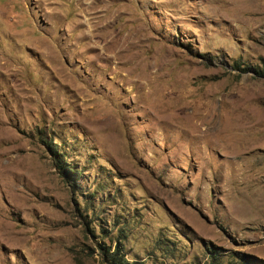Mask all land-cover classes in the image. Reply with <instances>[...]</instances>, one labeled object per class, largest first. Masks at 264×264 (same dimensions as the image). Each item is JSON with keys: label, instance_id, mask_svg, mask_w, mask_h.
<instances>
[{"label": "rangeland", "instance_id": "374dc122", "mask_svg": "<svg viewBox=\"0 0 264 264\" xmlns=\"http://www.w3.org/2000/svg\"><path fill=\"white\" fill-rule=\"evenodd\" d=\"M260 71L264 0H0V264H264Z\"/></svg>", "mask_w": 264, "mask_h": 264}, {"label": "trees", "instance_id": "16d2710c", "mask_svg": "<svg viewBox=\"0 0 264 264\" xmlns=\"http://www.w3.org/2000/svg\"><path fill=\"white\" fill-rule=\"evenodd\" d=\"M258 73L264 75V71H260ZM64 169H66L69 173H72L70 168H64ZM103 251H104V256L106 257L105 260L107 264H138L137 262H130L129 260H127L126 257L122 254V252L119 249L115 250L114 252L105 251V250ZM215 260L213 264H222L218 260V258H217L218 261L217 260L215 261ZM242 264H254V263L247 260V262L245 261Z\"/></svg>", "mask_w": 264, "mask_h": 264}]
</instances>
